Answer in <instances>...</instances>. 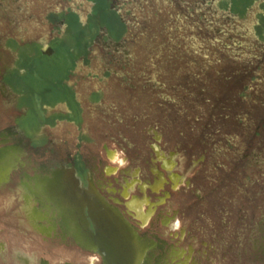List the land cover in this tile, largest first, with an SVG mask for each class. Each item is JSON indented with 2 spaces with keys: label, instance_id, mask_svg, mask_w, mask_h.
Masks as SVG:
<instances>
[{
  "label": "flooded vegetation",
  "instance_id": "flooded-vegetation-1",
  "mask_svg": "<svg viewBox=\"0 0 264 264\" xmlns=\"http://www.w3.org/2000/svg\"><path fill=\"white\" fill-rule=\"evenodd\" d=\"M155 4L204 35L209 16L264 9V0H0V264H106L92 244L102 228L108 245L121 234V264H264V192H178L194 181L157 127L143 148L125 130L99 140L86 124L85 105L111 100L113 83L143 99L130 29L136 10ZM254 24L264 56V12ZM89 82L100 86L81 91ZM209 159L204 150L205 173ZM240 160L254 175L256 148Z\"/></svg>",
  "mask_w": 264,
  "mask_h": 264
},
{
  "label": "rangeland",
  "instance_id": "rangeland-1",
  "mask_svg": "<svg viewBox=\"0 0 264 264\" xmlns=\"http://www.w3.org/2000/svg\"><path fill=\"white\" fill-rule=\"evenodd\" d=\"M86 9L81 6L82 17ZM258 11L264 9L253 6L235 19L209 16L211 28L204 35L177 9L155 4L136 10L130 30L144 70L143 99L113 83L111 100L104 94L100 104L85 105L88 128L96 129L102 141L109 130L113 135L125 130L130 144L147 148V135L157 127L159 145L178 148V168L194 181L191 188L182 181L178 192L202 194L214 187L215 194L223 191L230 199L264 192V56L255 48ZM99 86L89 82L81 91ZM248 148L257 152L254 175L249 168L241 172L240 156ZM204 150L211 162L207 173L200 162Z\"/></svg>",
  "mask_w": 264,
  "mask_h": 264
},
{
  "label": "water",
  "instance_id": "water-1",
  "mask_svg": "<svg viewBox=\"0 0 264 264\" xmlns=\"http://www.w3.org/2000/svg\"><path fill=\"white\" fill-rule=\"evenodd\" d=\"M106 230L102 228L98 231L97 236L93 240V243H96L100 249V252L104 258H107L108 261L106 264H121V261L118 259L121 254L122 240L121 234L112 233L113 237L110 238V245L107 244L109 241L106 237ZM113 241V243H112Z\"/></svg>",
  "mask_w": 264,
  "mask_h": 264
}]
</instances>
